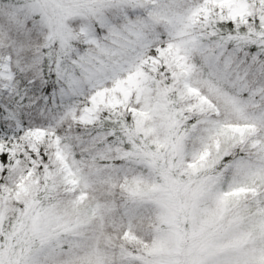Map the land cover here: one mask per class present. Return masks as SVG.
Wrapping results in <instances>:
<instances>
[{"label":"snow or ice","instance_id":"obj_1","mask_svg":"<svg viewBox=\"0 0 264 264\" xmlns=\"http://www.w3.org/2000/svg\"><path fill=\"white\" fill-rule=\"evenodd\" d=\"M0 264H264V0H0Z\"/></svg>","mask_w":264,"mask_h":264}]
</instances>
